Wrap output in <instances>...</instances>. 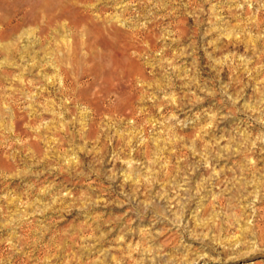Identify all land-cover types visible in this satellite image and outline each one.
I'll return each instance as SVG.
<instances>
[{
    "label": "rangeland",
    "instance_id": "rangeland-1",
    "mask_svg": "<svg viewBox=\"0 0 264 264\" xmlns=\"http://www.w3.org/2000/svg\"><path fill=\"white\" fill-rule=\"evenodd\" d=\"M65 1L0 0V264H264V0Z\"/></svg>",
    "mask_w": 264,
    "mask_h": 264
},
{
    "label": "bare ground",
    "instance_id": "bare-ground-1",
    "mask_svg": "<svg viewBox=\"0 0 264 264\" xmlns=\"http://www.w3.org/2000/svg\"><path fill=\"white\" fill-rule=\"evenodd\" d=\"M21 1H22V0H21ZM58 1H59V0H58ZM64 1H65V0H64ZM2 2H3V0H2ZM6 2H7V1H6ZM9 2H10V1H9ZM49 2H50V1H49ZM65 2H66V1H65ZM0 4H1V3H0ZM43 5H45V4H43ZM6 6H7V5H6ZM58 7H59V6H58ZM28 8H29V7H28ZM17 10H18V9H17ZM19 10H20V9H19ZM57 10H58V9H56V11H57ZM53 14H54V13H53ZM22 15H23V14H22ZM36 15H37V14H36ZM39 15H40V14H39ZM43 16H44V15H43ZM2 17H3V16H2ZM21 17H22V16H21ZM44 17H45V16H44ZM53 17H54V16H53ZM3 18H5V17H3ZM59 18H60V17H59ZM46 19H47V18H46ZM14 20H15V19H10V21H9L8 24H7V27L5 26V27H6V28H5L6 31H7V29H13V30H14V28H16L17 24H16V26H14V24H13V23H14ZM19 20H20V19H19ZM22 20H23V19H22ZM46 21H48V20H46ZM15 22H16V20H15ZM19 22H21V21H19ZM50 23H51V22H50ZM28 24H29V23H28ZM52 25H53V24H52ZM48 26H49V25H48ZM1 28H2V27H1ZM17 28H19V26H18ZM42 29H43V28H42ZM13 30H12V31H13ZM18 30H19V29H18ZM43 30H46V29H43ZM54 30H55V29H54ZM9 31H10V30H9ZM51 31H52V30H51ZM4 32H5V31H4ZM10 32H11V31H10ZM8 33H9V32H8ZM8 33H7V34H8ZM12 33H13V32H11V34H12ZM14 33H17V32L14 31ZM43 33H44V32H43ZM1 34H2V33H1ZM3 34H4V33H3ZM9 34H10V33H9ZM11 34H10V35H11ZM62 34H63V33H62ZM10 35H9V37H10ZM13 35H14V34H13ZM19 35H20V33H19ZM28 35H29V34H28ZM60 35H61V34H60ZM5 36H8V35H5V34H4V37H5ZM1 37H2V36H1ZM1 37H0V40H1ZM2 38H3V37H2ZM6 39H7V37H6ZM38 39H39V38H38ZM4 40H5V39H4ZM8 40H9V39H8ZM2 41H3V40H2ZM6 42H7V41H6ZM6 42H5V43H6ZM8 42H9V41H8ZM37 42H38V41H37ZM9 44H10V43H9ZM83 45H84V44H83ZM2 47H3V46H2ZM27 49H29V48H27ZM73 50H74V49H73ZM70 54H71V53H70ZM0 75H1V74H0Z\"/></svg>",
    "mask_w": 264,
    "mask_h": 264
}]
</instances>
